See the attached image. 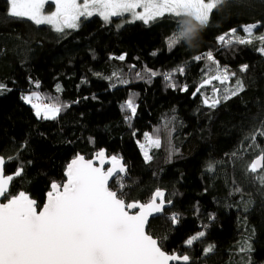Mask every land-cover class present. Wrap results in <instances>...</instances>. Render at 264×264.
<instances>
[{
	"label": "trees",
	"instance_id": "16d2710c",
	"mask_svg": "<svg viewBox=\"0 0 264 264\" xmlns=\"http://www.w3.org/2000/svg\"><path fill=\"white\" fill-rule=\"evenodd\" d=\"M7 9L0 0V84L6 86L0 89V157L7 176L23 172L11 195L24 192L42 206L51 183L65 182L72 159H92L105 150L129 167L120 178L126 203H147L157 189L167 192L173 208L148 229L165 252L188 255L190 264H264V184L247 170L264 151V137L252 139L264 129V54L258 51L264 47L258 38L264 36V0H227L198 37L172 50L166 39L178 26L167 16L120 27L122 18L106 24L92 17L58 33L9 17ZM251 24L258 27L248 36L243 29ZM233 28V41L251 43L218 42ZM208 52L218 65L194 60ZM217 67L235 76L212 80L197 92ZM168 73L176 87L165 79ZM237 80L243 85L237 95L215 107L203 103L222 97ZM214 88L221 92L213 95ZM33 93L42 103L63 105L59 116L38 118L23 100ZM129 99L137 106L130 120V110L122 107ZM170 122L177 124L173 153L154 148L146 160L141 143L149 136L165 139ZM111 188L117 190V183ZM201 231L202 238L185 243Z\"/></svg>",
	"mask_w": 264,
	"mask_h": 264
},
{
	"label": "snow or ice",
	"instance_id": "6c2138e0",
	"mask_svg": "<svg viewBox=\"0 0 264 264\" xmlns=\"http://www.w3.org/2000/svg\"><path fill=\"white\" fill-rule=\"evenodd\" d=\"M227 0H6L8 5L7 15L12 18L27 19L36 25H48L58 33H65L66 29H77L81 17L88 18L99 16L106 24L112 22L114 17H123L127 14L130 20L126 22L141 21L145 25L156 22L159 18L167 16L176 22L178 30L166 39L169 50L177 47L181 42H190L198 37L200 31L207 27L210 14L218 9ZM51 3L54 10L45 11V5ZM122 25H118L120 27ZM257 24L244 26L243 31L251 36ZM236 29L217 37L218 42L231 45L251 43L250 39L236 37ZM226 37H229L226 39ZM264 41V36L258 37ZM264 54V47L258 49ZM124 60L121 55L118 57ZM207 59L215 61L211 52L197 55L194 60ZM243 65L241 71L247 70ZM183 72V68L178 69ZM137 78H142L139 73ZM151 76L157 75L151 72ZM122 83H128L116 73L113 74ZM172 73L165 75L171 87H176L172 82ZM235 76L225 67H217L216 72L205 79L197 92L212 80L224 83ZM0 84V89H5ZM181 90L186 91L185 85ZM243 90V85L237 80L236 87L224 89L222 97L205 98L203 103L215 107L224 100L230 99ZM221 92L214 88L213 95ZM195 95V93H194ZM33 93L25 96L26 102L32 103ZM36 115L43 114L45 119H55L63 105L59 104H32ZM125 110H130L128 119L136 113V105L129 99ZM264 137V129L254 133ZM147 137V134H145ZM151 144L159 146V139L149 138ZM143 148L144 145H141ZM145 159L151 157L147 151ZM100 166H94L92 159H85L77 155L67 165L63 183L53 181L51 190L47 193V200L42 206L30 198L26 193L19 192L11 195L7 185L13 176H5L3 165L5 160L0 157V198L6 202L0 203V264H190L188 255L164 252L158 240L146 231L148 218L153 213L164 211L166 204L165 194L157 189L147 203L128 202L122 196L123 184L120 182L121 174L126 171L121 160L116 156L107 158L111 167L104 169L106 157L103 150L96 153ZM119 165V167H117ZM256 174L254 179L264 184V151L254 159L247 169ZM22 169L15 175H20ZM117 183V190L109 187V180ZM121 193V194H118ZM39 209V210H38ZM135 209L137 211L133 212ZM173 222L178 221L177 215H172ZM205 235L203 231L191 236L185 241L191 246L194 241ZM212 251V246L207 249Z\"/></svg>",
	"mask_w": 264,
	"mask_h": 264
},
{
	"label": "rangeland",
	"instance_id": "374dc122",
	"mask_svg": "<svg viewBox=\"0 0 264 264\" xmlns=\"http://www.w3.org/2000/svg\"><path fill=\"white\" fill-rule=\"evenodd\" d=\"M51 5V8L48 10V7ZM54 10V6L51 4V3H49V4H46L45 5V11L46 12H51V11H53ZM97 15H93V16H91V17H88V18H82V19H91L92 17H96ZM98 17V16H97ZM115 18H122L123 20H121L122 22H121V25H127V24H133V23H136V22H141V21H135V22H126V21H128V20H130V17L127 15V14H125V16H123V17H114L113 19H115ZM24 20H27V19H24ZM33 23V22H32ZM36 25V24H35ZM37 26H48V25H37ZM48 27H50V28H52L51 26H48ZM53 29V28H52ZM70 30H74V29H66V31H70ZM233 76H230V79L228 80V82H230V80H231V78H232ZM30 95H32V94H23V97H25V96H30ZM24 101H25V99H23ZM35 100H37L36 102H37V104H40V105H44V104H46V103H42L43 102V100L41 101L40 99H37L35 96H33V99H32V103H28V102H26V103H28V104H30L31 106H32V104H35L34 103V101ZM33 107V106H32ZM34 109V112H35V115H36V109L35 108H33ZM60 113V112H59ZM37 116V115H36ZM59 116V114L56 116V118ZM38 117V116H37ZM38 118H40V119H44V120H54V119H45V118H43V114L40 116V117H38ZM55 118V119H56ZM174 131H177V124H176V122H170L167 126H166V138L165 139H163V140H159L160 141V144H159V146L157 147V146H155V145H153V144H151L150 143V141H149V138H151V139H155V138H153V137H148L146 140H145V142L144 143H141V145H144V147L142 148V151L145 153V151H147V153H148V155H149V152L152 150V149H154V148H165L166 149V153L169 155V156H171V154L173 153V151H174V149H175V147L173 146V138H172V134L174 133Z\"/></svg>",
	"mask_w": 264,
	"mask_h": 264
},
{
	"label": "water",
	"instance_id": "95a60500",
	"mask_svg": "<svg viewBox=\"0 0 264 264\" xmlns=\"http://www.w3.org/2000/svg\"><path fill=\"white\" fill-rule=\"evenodd\" d=\"M103 151L105 152L106 160H105V163L103 164L102 167L106 170V169H108L109 167H111V162L107 159V158H109V157H111V156L108 155V152H107V151H105V150H103ZM84 158L87 160V157L84 156ZM118 159L121 160V163L124 165V167H125V169H126V171H125L124 173L121 174V177H122V176H124V175L127 174L128 170H129V167L125 164V160H124V159L119 158V157H118ZM92 160H93V162H94V166H100V162H99V160L96 159V154L93 156ZM117 167H119V165H117ZM3 172H4V175L7 176V175H6V162H5L4 165H3ZM65 172H66V171H65ZM22 174H23V172H21L20 175H15V174L11 175V176H13V179H12V180L9 182V184L7 185V191H8L9 193H10V190H11V187H12V183H13V181L19 179V178L22 176ZM64 177H65V173H64ZM65 180H66V177H65ZM113 182H114L113 179H110V180H109V182H108V183H109V187H111V185H112ZM162 191H163L164 194H165V197H164V198H165V201H167V192L164 191V190H162ZM27 195H28V194H27ZM28 196H30V195H28ZM30 198H31V196H30ZM46 200H47V196H46ZM46 200H45V202H46ZM2 202H6V200L0 198V203H2ZM37 205H38V203H37ZM173 205H174V204L171 202L170 205H167V204H166L165 209H164L163 212H161V213H153L152 216H150V217L148 218V224H147V226H146V231L148 232L149 226H150V224H151L152 221H154V220H156V219H158V218H161V217L165 214V212H166L167 210H170V209L173 208ZM38 210H39V209H38ZM132 211L135 212V211H137V210L133 209ZM148 234H149V233H148ZM158 243H159V241H158ZM159 245H160V244H159ZM160 247H161V246H160ZM161 249H162V248H161ZM162 250H163V249H162ZM163 251H164V250H163ZM164 252H165V251H164ZM166 253H167V252H166ZM169 264H177V262H169Z\"/></svg>",
	"mask_w": 264,
	"mask_h": 264
},
{
	"label": "flooded vegetation",
	"instance_id": "af4514ba",
	"mask_svg": "<svg viewBox=\"0 0 264 264\" xmlns=\"http://www.w3.org/2000/svg\"><path fill=\"white\" fill-rule=\"evenodd\" d=\"M96 17H97V16H96ZM98 17H99V16H98ZM82 18H83V17H81V19H82ZM81 19H80V21H81ZM117 19H120V18H117ZM80 21H79V22H80Z\"/></svg>",
	"mask_w": 264,
	"mask_h": 264
}]
</instances>
